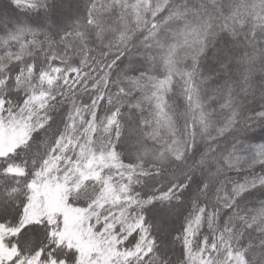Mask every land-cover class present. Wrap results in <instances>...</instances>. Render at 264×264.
Returning <instances> with one entry per match:
<instances>
[{"label": "snow or ice", "instance_id": "snow-or-ice-1", "mask_svg": "<svg viewBox=\"0 0 264 264\" xmlns=\"http://www.w3.org/2000/svg\"><path fill=\"white\" fill-rule=\"evenodd\" d=\"M0 264H264V0H0Z\"/></svg>", "mask_w": 264, "mask_h": 264}]
</instances>
